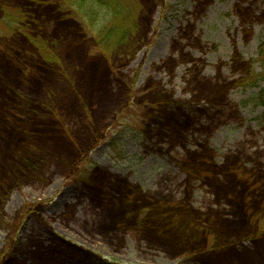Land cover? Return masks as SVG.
Returning a JSON list of instances; mask_svg holds the SVG:
<instances>
[{
	"label": "rangeland",
	"instance_id": "374dc122",
	"mask_svg": "<svg viewBox=\"0 0 264 264\" xmlns=\"http://www.w3.org/2000/svg\"><path fill=\"white\" fill-rule=\"evenodd\" d=\"M123 2L0 0V264H264V0Z\"/></svg>",
	"mask_w": 264,
	"mask_h": 264
},
{
	"label": "trees",
	"instance_id": "16d2710c",
	"mask_svg": "<svg viewBox=\"0 0 264 264\" xmlns=\"http://www.w3.org/2000/svg\"><path fill=\"white\" fill-rule=\"evenodd\" d=\"M59 5L72 8L77 18H90L96 12L101 11V15L103 14L100 18L101 29L97 38L99 48L110 46L111 51L114 48L119 49L124 40L133 38L135 35L136 25L134 19L136 17L126 13L123 0H59ZM129 27L132 28V31L129 30ZM263 49L264 42L261 44L260 52Z\"/></svg>",
	"mask_w": 264,
	"mask_h": 264
},
{
	"label": "flooded vegetation",
	"instance_id": "af4514ba",
	"mask_svg": "<svg viewBox=\"0 0 264 264\" xmlns=\"http://www.w3.org/2000/svg\"><path fill=\"white\" fill-rule=\"evenodd\" d=\"M264 166V162H261V167Z\"/></svg>",
	"mask_w": 264,
	"mask_h": 264
}]
</instances>
